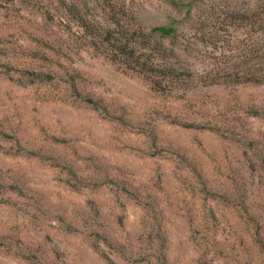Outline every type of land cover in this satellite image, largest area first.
I'll return each mask as SVG.
<instances>
[{"label":"rangeland","instance_id":"obj_1","mask_svg":"<svg viewBox=\"0 0 264 264\" xmlns=\"http://www.w3.org/2000/svg\"><path fill=\"white\" fill-rule=\"evenodd\" d=\"M0 264H264V0H0Z\"/></svg>","mask_w":264,"mask_h":264}]
</instances>
